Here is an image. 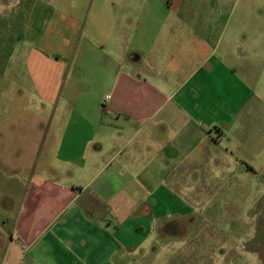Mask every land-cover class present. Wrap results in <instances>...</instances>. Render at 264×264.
<instances>
[{"label": "crops", "instance_id": "obj_1", "mask_svg": "<svg viewBox=\"0 0 264 264\" xmlns=\"http://www.w3.org/2000/svg\"><path fill=\"white\" fill-rule=\"evenodd\" d=\"M215 1L91 0L61 12L79 43L65 38L57 59L28 51L53 166L0 218V264H130L184 195L252 170L238 152L264 145L248 81L260 49L241 25L254 14Z\"/></svg>", "mask_w": 264, "mask_h": 264}, {"label": "rangeland", "instance_id": "obj_2", "mask_svg": "<svg viewBox=\"0 0 264 264\" xmlns=\"http://www.w3.org/2000/svg\"><path fill=\"white\" fill-rule=\"evenodd\" d=\"M215 3L227 10H253L254 15L247 22L242 20L241 25L252 31L244 35L256 39V47L260 49L253 65L257 75L255 72L248 81L260 98L257 136L264 139V0ZM81 5L80 0H0V135L12 124V136L0 139V218L13 215L15 205L24 199L38 168L53 166V162L41 156L47 121L38 116L37 110L44 107L43 101L33 99L31 91H37L21 60H26L28 51L35 47L57 59L65 38L79 43L77 34L61 32V28L70 26L61 12L65 14L69 10L75 15L84 10L85 14L90 10L91 0ZM243 60L249 66L252 63ZM34 131L38 135L34 136ZM261 142L256 148L246 145L243 152H238L242 154L243 164L251 165L252 170L243 171L236 180L228 179L221 186L225 183L223 179L218 187L213 184L207 188L211 192L179 193L190 201L189 208H179L178 215L164 218L148 240L145 252L131 256L130 264H264V145ZM257 153H260L257 159L247 158ZM10 204L12 209L6 208ZM167 219L178 223L175 234L163 230Z\"/></svg>", "mask_w": 264, "mask_h": 264}, {"label": "water", "instance_id": "obj_3", "mask_svg": "<svg viewBox=\"0 0 264 264\" xmlns=\"http://www.w3.org/2000/svg\"><path fill=\"white\" fill-rule=\"evenodd\" d=\"M172 231H174V229H172Z\"/></svg>", "mask_w": 264, "mask_h": 264}]
</instances>
